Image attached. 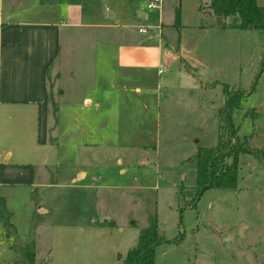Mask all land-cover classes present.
I'll list each match as a JSON object with an SVG mask.
<instances>
[{
	"label": "rangeland",
	"instance_id": "374dc122",
	"mask_svg": "<svg viewBox=\"0 0 264 264\" xmlns=\"http://www.w3.org/2000/svg\"><path fill=\"white\" fill-rule=\"evenodd\" d=\"M254 2L263 8L264 25V0ZM172 4L163 0L159 10L167 25L162 51L168 52L166 59L174 58L166 64L163 51L155 65L148 59L151 66L111 73L116 93L110 108L100 110L95 135L65 137V146L51 153L47 180L52 186L0 184L14 238L23 241L30 229L36 264H119L149 217L159 239L153 264H264V67L256 72L261 38L250 29L216 27L211 17L194 16L189 4ZM145 11V24L134 20L118 30L120 47L154 51L151 36L158 30L148 26H157L158 17ZM140 26L147 28L144 37L135 32ZM226 91L238 95L228 117L249 154L238 156L233 188L206 189L188 205L194 172L186 159L196 148L212 146L215 133L223 134L219 111ZM27 124L23 120L14 129L23 136L30 130ZM2 128L0 120V183L26 177L29 161L22 157L31 151L40 177L41 154L47 155V164L50 152L31 145L17 155L2 141ZM89 141L95 143L93 151ZM4 144L12 155L5 164ZM77 172L84 179H77ZM88 178L90 187L82 188ZM2 229L0 264L13 258L8 247L13 238Z\"/></svg>",
	"mask_w": 264,
	"mask_h": 264
},
{
	"label": "crops",
	"instance_id": "0c3cea01",
	"mask_svg": "<svg viewBox=\"0 0 264 264\" xmlns=\"http://www.w3.org/2000/svg\"><path fill=\"white\" fill-rule=\"evenodd\" d=\"M161 1L163 0L160 3ZM205 1L172 0V7L174 8L175 3L179 7L189 4L194 16L198 14L204 18L211 17L206 14L208 0L203 4ZM144 2L145 0H0L1 138L3 142L14 146L17 155L31 145L35 150L46 149L50 152V163L47 164V155L41 154L40 177L34 170L36 159L33 156L36 153L32 155L34 152L31 151L22 157L29 161L24 165L29 166L26 177L14 181L3 180L0 183L2 186H52L47 179L52 174L50 167L54 163V148L60 144L61 147L65 146V137L95 135V128H99L97 120L100 110L110 108L111 98L116 93V83L111 73L118 68L124 70L134 66H151V62L146 64L148 59L153 65L159 62L160 53L164 51L162 46L165 45L161 39L162 30L167 26L162 24L160 10L155 11L157 26H148L149 30H158L151 36L156 45L154 51H143L141 48L133 51L119 45L118 30L129 26L134 20L145 24ZM175 11L177 12L176 9ZM146 34L147 32L140 36L144 37ZM163 54L166 64L174 58L171 55L166 59L167 51ZM175 57L182 61L185 68H189L180 54ZM23 120L30 121L25 127L30 130L25 131L22 136V132L18 133L14 128ZM11 121L18 124L12 123L10 128ZM6 145L2 146L1 159L4 164L12 158L9 146ZM75 145L85 147L84 143L77 142ZM87 146L93 151L94 141L87 142ZM32 161L35 162L31 163ZM84 176L82 172L76 174L77 179H84ZM73 180L74 178L71 181ZM90 180L88 178L85 181L87 184L81 187H90ZM33 195L34 191H31V203ZM7 212L10 216V212ZM14 233L15 230L11 235L5 234V237L13 238L9 248L25 242L29 230L23 241L14 238ZM12 255L13 258L1 263L18 264L13 252Z\"/></svg>",
	"mask_w": 264,
	"mask_h": 264
},
{
	"label": "trees",
	"instance_id": "16d2710c",
	"mask_svg": "<svg viewBox=\"0 0 264 264\" xmlns=\"http://www.w3.org/2000/svg\"><path fill=\"white\" fill-rule=\"evenodd\" d=\"M206 14L211 16L215 26L235 29H250L261 38V53L256 65V72L264 67V25L262 22L263 8L257 6L254 0H208ZM229 21L224 25V20ZM174 25L177 24V12L174 13ZM226 101L220 109L223 134L215 133V143L210 147L196 148L193 156L186 159V166L194 172L193 184L188 187V205H193L200 193L206 189H231L237 181L238 156L249 154L244 140L235 137V130L230 125L229 111L237 106L238 95L235 92H224ZM181 185V184H180ZM32 196V195H31ZM8 212L5 210L0 197V224L4 233L14 232L8 222ZM159 241L154 217L148 218V225L140 229L134 244L128 248L119 264H153V248ZM16 256L18 264H36L33 253V240L30 236L25 242L10 247Z\"/></svg>",
	"mask_w": 264,
	"mask_h": 264
},
{
	"label": "built area",
	"instance_id": "2783aa9c",
	"mask_svg": "<svg viewBox=\"0 0 264 264\" xmlns=\"http://www.w3.org/2000/svg\"><path fill=\"white\" fill-rule=\"evenodd\" d=\"M160 7V0H145L144 8L147 11H157ZM137 34L143 35L147 32V28L145 26H140L135 29ZM159 72V71H158Z\"/></svg>",
	"mask_w": 264,
	"mask_h": 264
},
{
	"label": "water",
	"instance_id": "95a60500",
	"mask_svg": "<svg viewBox=\"0 0 264 264\" xmlns=\"http://www.w3.org/2000/svg\"><path fill=\"white\" fill-rule=\"evenodd\" d=\"M119 256H117V258H118Z\"/></svg>",
	"mask_w": 264,
	"mask_h": 264
}]
</instances>
